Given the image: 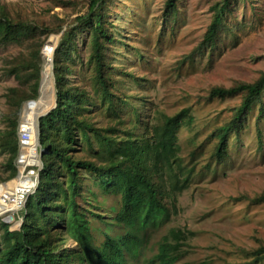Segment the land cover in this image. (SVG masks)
I'll return each mask as SVG.
<instances>
[{
    "label": "trees",
    "instance_id": "16d2710c",
    "mask_svg": "<svg viewBox=\"0 0 264 264\" xmlns=\"http://www.w3.org/2000/svg\"><path fill=\"white\" fill-rule=\"evenodd\" d=\"M59 1L72 6L71 14L79 4H85V10L70 19L56 14L41 17L35 11L12 10L0 2V42L27 40L26 51L4 58L3 71L19 81L18 86L9 87L6 92L7 100L16 109L23 101L37 96V58L44 39L65 27L54 51L46 49L50 39L43 48L46 69L53 51L56 104L46 112L54 103V83L42 69L39 94L33 99L43 107L41 113L46 112L38 116L39 142L44 148L39 182L27 198L19 228L11 229L9 223L0 221V264H186L178 261L185 230L170 227L154 243L150 242V231L164 222L170 212H176V195L191 176L192 167L181 163L176 132L182 126H190L194 116L189 107H183L172 114L159 113L155 121L144 123L138 133L137 120L129 119L125 126L121 103L126 98L117 93L119 81L112 76L111 43L115 36L108 20L110 0ZM231 2L216 0L211 5V20L203 37L186 56L202 53L203 48L215 44L226 28L225 13ZM175 11L176 0H165L164 14L173 17ZM84 30L88 32L87 59L95 82L90 90L68 79L74 70L77 33ZM263 91L264 68L252 81L236 79L228 86L214 84L202 95L208 100L239 96V101L230 106L228 120L211 131L217 140L213 151L216 158L226 154L230 132H238L254 104L262 101ZM96 93L108 111L105 127L92 119L90 100ZM259 112L264 114L262 105ZM136 114L134 108L135 119ZM18 148V125L13 117L9 128L0 134V152L7 156L8 173L4 178L16 172ZM84 174L95 179L96 190L89 185L83 189ZM102 194L106 199L114 196V203L100 200ZM245 197L264 203V191ZM83 201L87 205H82ZM70 237L78 245H66ZM154 244L155 250L147 255ZM249 253L252 258L245 264L264 260V242Z\"/></svg>",
    "mask_w": 264,
    "mask_h": 264
},
{
    "label": "rangeland",
    "instance_id": "374dc122",
    "mask_svg": "<svg viewBox=\"0 0 264 264\" xmlns=\"http://www.w3.org/2000/svg\"><path fill=\"white\" fill-rule=\"evenodd\" d=\"M215 1L176 0L175 14L170 17L163 12L165 0H110L108 20L115 36L111 43L112 76L119 81L117 93L126 98L121 103L125 126L129 119L137 120V133L161 112L172 114L189 107L194 116L190 126H182L176 132L181 163L192 167L191 176L176 195V212H170L164 222L150 231V242L158 241L168 228L178 227L186 233L179 263L245 264L252 258L249 250L264 242V203L245 197L264 191V114L259 112L261 105L264 108V91L262 101L254 104L238 132H230L226 154L221 158L213 155L217 140L211 131L228 120L230 106L239 101V96L208 100L202 95L214 84L228 86L236 79L252 81L264 68V0H232L225 13L226 28L215 44L203 48L202 53L186 56L202 39ZM0 2L7 3L12 10L35 11L41 17L56 14L70 19L85 10V4H79L71 14L72 6L59 0ZM64 29L49 33L37 58L40 79L41 69L45 77L53 78L54 97L52 61L46 69L43 48L49 36L54 35L55 40L50 39L46 46L52 50ZM76 41L74 70L68 79L90 90L95 82L92 64L87 59L88 32H78ZM26 42L24 38L0 42V134L9 128L13 117L17 125L23 118L34 130L39 117L45 114L41 113L43 107L33 100L23 101L19 109L7 100L9 87L18 86L19 81L12 73L3 71L4 58L26 51ZM90 101L92 119L105 127L109 120L105 103L99 101L98 93ZM55 104L54 98L50 108ZM6 157L0 152V180L6 179L8 173ZM83 179L84 190L88 185L97 189L93 177L84 174ZM102 199L114 203L115 197L106 199L102 194ZM73 239L68 238L66 245H78ZM152 250L155 244L146 254L150 255ZM255 264H264V260Z\"/></svg>",
    "mask_w": 264,
    "mask_h": 264
},
{
    "label": "built area",
    "instance_id": "2783aa9c",
    "mask_svg": "<svg viewBox=\"0 0 264 264\" xmlns=\"http://www.w3.org/2000/svg\"><path fill=\"white\" fill-rule=\"evenodd\" d=\"M35 128L32 130V126L22 118L18 124L16 172L0 180V221L9 223L11 229L13 226H20L23 220L21 212L25 208L27 198L35 191L39 182L44 148L39 142L38 126Z\"/></svg>",
    "mask_w": 264,
    "mask_h": 264
},
{
    "label": "water",
    "instance_id": "95a60500",
    "mask_svg": "<svg viewBox=\"0 0 264 264\" xmlns=\"http://www.w3.org/2000/svg\"><path fill=\"white\" fill-rule=\"evenodd\" d=\"M49 39L55 40L54 35H50L49 38H48L47 40H49ZM56 44H57V42L55 43L54 48H55ZM52 65H53V59H52ZM32 100H33V99H30V100H28L26 103H28L29 101H32ZM55 102H56V86H55ZM50 109H51V108H50ZM46 112H47V111H46ZM46 112H45V113H46ZM8 217L10 218L11 215H9Z\"/></svg>",
    "mask_w": 264,
    "mask_h": 264
},
{
    "label": "bare ground",
    "instance_id": "6f19581e",
    "mask_svg": "<svg viewBox=\"0 0 264 264\" xmlns=\"http://www.w3.org/2000/svg\"><path fill=\"white\" fill-rule=\"evenodd\" d=\"M54 50V49H53ZM51 61H52V58H51Z\"/></svg>",
    "mask_w": 264,
    "mask_h": 264
}]
</instances>
